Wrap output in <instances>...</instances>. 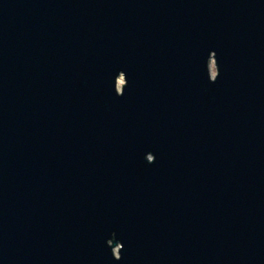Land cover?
I'll return each mask as SVG.
<instances>
[{"label": "water", "instance_id": "water-1", "mask_svg": "<svg viewBox=\"0 0 264 264\" xmlns=\"http://www.w3.org/2000/svg\"><path fill=\"white\" fill-rule=\"evenodd\" d=\"M0 264H264V0H0Z\"/></svg>", "mask_w": 264, "mask_h": 264}, {"label": "rangeland", "instance_id": "rangeland-1", "mask_svg": "<svg viewBox=\"0 0 264 264\" xmlns=\"http://www.w3.org/2000/svg\"><path fill=\"white\" fill-rule=\"evenodd\" d=\"M209 71H210L211 76H214L215 69H214L213 63H211L209 65ZM122 84H123V79L121 77H119L118 80H117V87L120 89V87L122 86ZM117 250H118V245L115 246V253L116 254H117Z\"/></svg>", "mask_w": 264, "mask_h": 264}]
</instances>
